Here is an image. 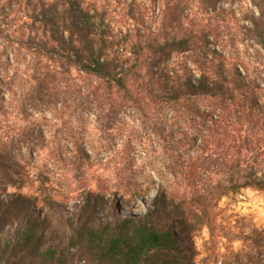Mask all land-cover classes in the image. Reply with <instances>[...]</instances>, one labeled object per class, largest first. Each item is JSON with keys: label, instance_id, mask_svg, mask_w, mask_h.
<instances>
[{"label": "trees", "instance_id": "obj_1", "mask_svg": "<svg viewBox=\"0 0 264 264\" xmlns=\"http://www.w3.org/2000/svg\"><path fill=\"white\" fill-rule=\"evenodd\" d=\"M136 145L162 185H98L40 248L58 226L34 209ZM247 190L264 193V0H0V264H187L160 198L214 258L264 264V227L223 215ZM150 191L142 218L97 223Z\"/></svg>", "mask_w": 264, "mask_h": 264}, {"label": "rangeland", "instance_id": "obj_2", "mask_svg": "<svg viewBox=\"0 0 264 264\" xmlns=\"http://www.w3.org/2000/svg\"><path fill=\"white\" fill-rule=\"evenodd\" d=\"M101 158L103 160L104 166L99 163L98 159ZM160 161L158 158V152H153L150 148H144L143 146H134V149L128 150L124 155L119 154L115 157L110 154L100 155L97 159L92 157L90 161L87 162L84 173L86 174L90 187L84 189L81 193L75 192L72 193L67 199L61 201L56 198L55 204L51 206L50 210L45 207H41L39 209L35 208L33 215L34 217L41 218L43 214H48L49 217H52L53 225H57V221L59 217H67L68 214H75L82 207V201L84 193L89 191L93 192L95 195H102L104 198H107L108 195L103 194L98 188V185L109 184L110 186H116V184H122L124 187L130 188V192L135 190H141V188H145L146 186H161L162 180L158 176L156 171L161 172ZM101 165V166H100ZM124 170V177L116 172V169ZM153 168V169H152ZM102 170V171H101ZM156 170V171H155ZM59 172L58 170L56 171ZM73 173H77L76 170ZM41 177H48L52 180V176H50L47 172L42 174ZM167 179V176H166ZM37 187V185H33V187ZM49 185H46L48 187ZM35 187V188H36ZM32 191H24L25 195L31 194ZM112 193V192H110ZM56 194H62L65 196L67 193L65 191H56ZM150 195V197H149ZM124 198H121L122 202L115 200L116 203L113 208L108 205H104L105 202H102L100 206L95 211V215L97 216L98 222H121L126 218H134L139 219L144 216L147 210L154 209V192L150 191L147 197L144 199H140L138 201H131V198L128 195L123 194ZM115 197H119V195H115ZM113 197H109L107 200H112ZM119 200V199H118ZM162 201L161 208L166 210L169 214L167 220L164 218H160L159 222L168 223L173 234L175 236L176 243L181 246V248H186L188 252L191 253V258L187 260V264H227L221 258H214L208 252V246L206 245L207 236L205 232L198 233H189L186 231L183 221L171 210V205L169 202L163 201V198H160ZM30 201V200H29ZM238 203L234 204L232 207H228L227 212L223 215L228 218L231 216L232 212H239L240 216L244 217L246 222L244 226H247L248 222L253 221L256 222L258 226L261 228L264 227V193L247 190L242 193L241 198L237 199ZM30 202H28L29 204ZM159 205V204H158ZM96 209V208H95ZM68 213V214H66ZM83 221L89 220L91 225L97 224L95 219L93 220L89 216H83L81 218ZM241 224L243 222L241 221ZM12 227L6 229V235H12ZM55 230L58 232L57 239H51L46 241L44 244L40 245V248H46L48 246H57L61 239V232L63 228L58 226L55 227ZM37 236H44V232L39 230ZM62 246V245H61ZM75 253V250L72 251ZM189 255V254H188ZM77 262V259H75ZM75 262V263H76Z\"/></svg>", "mask_w": 264, "mask_h": 264}]
</instances>
